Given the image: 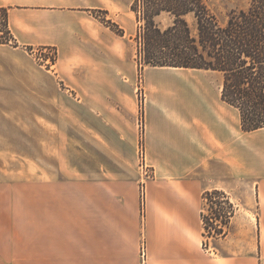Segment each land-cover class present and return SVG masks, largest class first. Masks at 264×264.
Returning a JSON list of instances; mask_svg holds the SVG:
<instances>
[{
  "label": "crops",
  "instance_id": "1",
  "mask_svg": "<svg viewBox=\"0 0 264 264\" xmlns=\"http://www.w3.org/2000/svg\"><path fill=\"white\" fill-rule=\"evenodd\" d=\"M97 3L0 0L14 37L0 43V264H264V127L242 129L238 109L221 97L219 72L171 67L188 74L167 79L153 67L140 134L133 85L116 76L130 78V62L117 65L115 51L74 35L78 8ZM39 45L57 46L61 79L82 70L65 90L75 91L76 122H91L82 136L91 156L70 183L51 177L53 73L27 50ZM21 139H32L25 153L34 170L22 182ZM140 139L153 171L143 206ZM212 190L235 209L216 244L202 220Z\"/></svg>",
  "mask_w": 264,
  "mask_h": 264
},
{
  "label": "rangeland",
  "instance_id": "2",
  "mask_svg": "<svg viewBox=\"0 0 264 264\" xmlns=\"http://www.w3.org/2000/svg\"><path fill=\"white\" fill-rule=\"evenodd\" d=\"M98 2L94 7L78 8L81 9V17L75 20L77 29L74 35L82 40L84 37L90 34L92 39L91 49L111 50L115 51L114 62L125 61L130 62V78L123 77L122 73H117V80H123L131 82L133 85V92L135 93V99L137 103V125L140 134L144 129L145 123V103L149 97V84L147 80V72L153 67H164L163 77L167 79H179L182 75L187 76L182 69L174 70L173 66H153L144 62L142 55L140 56V50L142 48V34L144 33V9L141 4V0H94ZM209 9L218 17L221 23H224L228 15L237 9L246 7L249 0H204ZM185 20L191 30V33H195V17L193 13H187L184 15ZM173 15L169 12L162 11L154 17L155 23L162 29L172 23ZM7 22V18H6ZM3 23V15L0 12V29H3L1 25ZM8 27V25H7ZM9 29V28H8ZM89 29V30H88ZM10 34L7 32L3 33L0 31L1 37H6L8 42H14L13 34L9 29ZM11 36V37H10ZM93 41V42H92ZM98 43V44H96ZM96 48V49H95ZM27 50L30 51L35 61L39 64L45 65L46 69H51L53 73V87H52V136L47 138V144L51 145V177L53 182L58 183L60 179L67 180L69 183L74 181L76 175V165L80 160L87 165L90 162V156L86 155V151L90 149V138H83V134L91 128V122L80 121L77 123L75 120L77 107L75 105L74 97L75 91H66V84H69L71 78L76 75H82V70L79 67L78 72H73V75H69L66 80L61 79L59 75V53L56 45H39V46H28ZM119 57V59L117 58ZM122 64V63H121ZM169 67V68H167ZM172 69V70H167ZM173 71V72H170ZM175 71V72H174ZM183 74H182V73ZM160 73V74H161ZM209 75V82L212 85L213 91L217 83V75L212 72H205ZM150 76V73L148 72ZM84 77L91 79V74H84ZM64 95V96H62ZM60 102L65 105H60ZM88 109L90 106L80 107V110ZM86 114V111H85ZM67 115V120L65 119ZM78 130V131H77ZM85 131V132H84ZM79 136L77 137V133ZM85 136V135H84ZM32 139H21V157H20V180L26 181L31 177V173L34 170H29L28 157L25 153L28 142ZM142 145V140H139V146ZM144 147V146H143ZM84 153V154H83ZM42 160V159H41ZM136 173L140 180L141 178V167H140V155L136 152L135 154ZM147 174L145 180H149L152 176V169L148 162ZM31 164L29 163V166ZM88 166V165H87ZM87 169H84L83 175H88ZM39 171H37L38 174ZM41 171V176H43ZM82 176V170L80 171ZM145 177V175H143ZM59 186L57 185V190ZM223 191L212 193L206 197L205 200V212L202 215L203 226L205 229V236H211L212 244H216L218 241L214 238L217 235V231L221 230L227 232L229 226V220L234 213V204L230 201L227 194ZM141 200V196H140ZM238 205L243 206L244 202L238 201ZM244 208V206H243ZM241 213H245L244 209H241ZM246 214V213H245ZM244 214V215H245ZM227 221V223L225 222ZM222 234V233H221ZM220 235V234H218ZM209 240V239H208Z\"/></svg>",
  "mask_w": 264,
  "mask_h": 264
},
{
  "label": "trees",
  "instance_id": "3",
  "mask_svg": "<svg viewBox=\"0 0 264 264\" xmlns=\"http://www.w3.org/2000/svg\"><path fill=\"white\" fill-rule=\"evenodd\" d=\"M141 4L145 23L140 56L144 62L219 72L221 97L238 109L242 129L264 127V0H249L224 23L204 0H141ZM162 11L173 15L172 23L164 29L154 21ZM0 12V31L10 34L7 10L0 8ZM187 13L195 17V33L184 18ZM5 38L0 35V43L8 42ZM216 192L219 190L207 191L204 197Z\"/></svg>",
  "mask_w": 264,
  "mask_h": 264
},
{
  "label": "built area",
  "instance_id": "4",
  "mask_svg": "<svg viewBox=\"0 0 264 264\" xmlns=\"http://www.w3.org/2000/svg\"><path fill=\"white\" fill-rule=\"evenodd\" d=\"M137 153H139L140 155V167H141V178L139 180V185H140V196H141V203H142V206L145 202V194H146V182L147 180L146 177L148 176L147 174V167H149L146 163V154H145V149L142 145H138L137 147ZM145 175V177L143 176ZM205 242L203 241V246H205ZM141 255L143 256V262L145 261L144 260V256H145V246H144V243L143 245H141Z\"/></svg>",
  "mask_w": 264,
  "mask_h": 264
}]
</instances>
